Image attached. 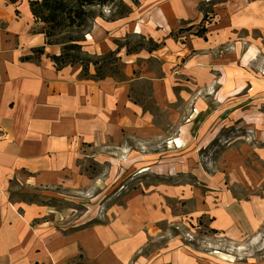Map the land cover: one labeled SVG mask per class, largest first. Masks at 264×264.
<instances>
[{"label":"rangeland","instance_id":"1","mask_svg":"<svg viewBox=\"0 0 264 264\" xmlns=\"http://www.w3.org/2000/svg\"><path fill=\"white\" fill-rule=\"evenodd\" d=\"M171 2L180 5L182 16L169 35L183 48L177 67L169 68L172 89L153 84L163 74L158 58L130 62L136 68L129 95L146 117L142 129L124 132L118 143L82 145L70 186L34 188L20 180L11 183V197L17 200L25 193L28 200L36 195L53 207L54 226L70 231L107 224L129 204L136 211L147 207L148 217L159 214L151 222L157 232L142 253L178 240L196 257H211L213 264H264V221L231 239L213 228L214 217L207 211L221 201L254 205L264 197V95L256 98L259 90L252 78L230 82L226 75L230 67H241V56L254 45L257 51L246 66L264 75V0ZM111 7L97 11L110 17L116 11ZM93 22L89 19L81 33L62 26L52 39L77 37ZM126 37L130 46L141 43L147 49L155 43L138 25ZM197 38L196 46L192 40ZM194 54L209 58L208 66L202 63L204 68L194 74L180 72ZM119 62L115 77L125 68L124 59ZM110 67L104 69L107 74L113 73ZM234 75L242 77L241 72ZM162 212L168 213L163 219ZM237 214H242L240 209ZM71 264L90 263L79 253Z\"/></svg>","mask_w":264,"mask_h":264},{"label":"crops","instance_id":"2","mask_svg":"<svg viewBox=\"0 0 264 264\" xmlns=\"http://www.w3.org/2000/svg\"><path fill=\"white\" fill-rule=\"evenodd\" d=\"M30 1L0 0V264H71L79 253L90 264H213L208 259L211 257H196L178 240L142 253L157 232L151 222L158 220L159 214L148 217L147 207L136 211L129 204L107 224L70 231L54 226L53 207L36 195L29 198L33 200L24 198L25 193L17 200L11 197V183L20 180L34 188L70 186L82 145L118 143L124 132L142 129L146 117L129 95L131 72L136 68L130 62L137 57L158 58L163 74L153 84L160 82L169 92L174 75L169 68L177 67L183 49L169 35L182 16L180 5L171 0L130 2L131 11L124 17L94 18L82 42L89 55L117 50L116 55L126 63L122 75L84 77L79 63L56 68L50 56L59 55L61 46L45 43L42 24L33 17ZM135 25L142 26L143 34L160 44L158 48L132 53H126L125 46L118 48L134 33ZM198 40L192 43L196 45ZM38 48H42L41 53L35 52ZM257 48L249 46L241 56V67H230L226 75L230 82L241 83L246 78L243 76L252 78L260 99L264 75L250 72L246 66ZM202 63L208 66L209 58L199 59L194 54L181 65L180 72L194 74L199 67L204 68ZM88 72L95 73L93 65ZM238 72L242 77L237 79L234 74ZM251 204L221 201L217 207H209L213 228L231 239L255 229L264 221V197ZM243 211L253 218L245 217ZM161 214V219L168 215Z\"/></svg>","mask_w":264,"mask_h":264},{"label":"trees","instance_id":"3","mask_svg":"<svg viewBox=\"0 0 264 264\" xmlns=\"http://www.w3.org/2000/svg\"><path fill=\"white\" fill-rule=\"evenodd\" d=\"M130 2L136 5L138 0H130ZM113 4H115V6ZM29 5L35 20L44 24L41 26L40 30L45 36V43L61 46V53L59 55L50 56L56 68L79 63L81 65L82 76L96 79H102L106 76L116 75V73H118L115 68L117 66L115 63H120L119 57L116 55L117 50L99 56L89 55L83 51L82 42L85 40L84 35L88 34L90 30L77 37L68 36L63 39H52V36H54L56 30L62 26L75 28L74 30L81 33V30H84V27L87 26V21L89 19L104 17L102 13L97 11L98 8H104L109 5L116 7V11H113L111 16L108 17V19H116L126 16L131 11L130 5L125 4L122 0H31ZM113 7H111V9ZM197 36L202 35L199 33ZM121 45L125 46L126 53L137 52L139 49L144 48L141 43L130 46L128 41L120 43L118 48ZM159 45L158 43H153L147 50H154L158 48ZM35 52L41 53L42 48L36 49ZM89 65L94 66V74H89ZM110 66H112L113 73L107 74L104 69Z\"/></svg>","mask_w":264,"mask_h":264}]
</instances>
